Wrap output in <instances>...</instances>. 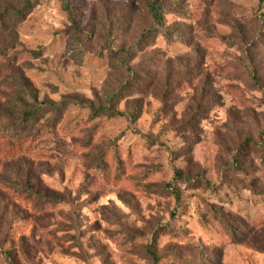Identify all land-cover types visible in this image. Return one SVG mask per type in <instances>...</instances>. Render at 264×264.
Returning a JSON list of instances; mask_svg holds the SVG:
<instances>
[{"label":"rangeland","instance_id":"obj_1","mask_svg":"<svg viewBox=\"0 0 264 264\" xmlns=\"http://www.w3.org/2000/svg\"><path fill=\"white\" fill-rule=\"evenodd\" d=\"M147 1L0 0V264H264V0Z\"/></svg>","mask_w":264,"mask_h":264},{"label":"trees","instance_id":"obj_2","mask_svg":"<svg viewBox=\"0 0 264 264\" xmlns=\"http://www.w3.org/2000/svg\"><path fill=\"white\" fill-rule=\"evenodd\" d=\"M147 13L150 18V24L145 28L142 32V37H147L149 35L156 34L158 32H162L163 34L166 33L165 29L163 28V17L166 14V11L160 5L159 0H148L146 3ZM63 104H33L30 106L24 107V113L21 116L22 119V126H26L27 123L33 121L36 118L37 114L41 113H49L51 111H59L62 109ZM106 114L111 115V111L109 109H99L97 114ZM175 197V200H178V194L175 190L172 191ZM48 198V197H45ZM50 200L58 201L54 197H50ZM147 254L150 259L156 262V256L152 252V250L148 249Z\"/></svg>","mask_w":264,"mask_h":264}]
</instances>
